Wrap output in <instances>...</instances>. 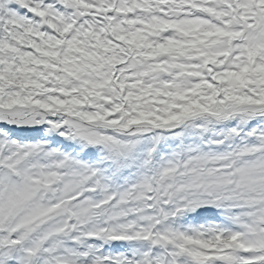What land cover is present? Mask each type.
Returning a JSON list of instances; mask_svg holds the SVG:
<instances>
[{"label":"snow or ice","instance_id":"obj_1","mask_svg":"<svg viewBox=\"0 0 264 264\" xmlns=\"http://www.w3.org/2000/svg\"><path fill=\"white\" fill-rule=\"evenodd\" d=\"M0 264H264V0H0Z\"/></svg>","mask_w":264,"mask_h":264}]
</instances>
